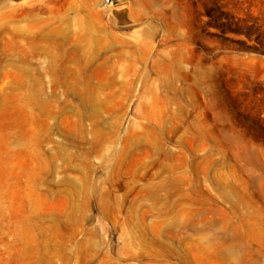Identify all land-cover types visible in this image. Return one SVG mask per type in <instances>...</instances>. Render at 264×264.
I'll return each mask as SVG.
<instances>
[{
	"label": "rangeland",
	"instance_id": "374dc122",
	"mask_svg": "<svg viewBox=\"0 0 264 264\" xmlns=\"http://www.w3.org/2000/svg\"><path fill=\"white\" fill-rule=\"evenodd\" d=\"M0 0V264H264V0Z\"/></svg>",
	"mask_w": 264,
	"mask_h": 264
},
{
	"label": "built area",
	"instance_id": "2783aa9c",
	"mask_svg": "<svg viewBox=\"0 0 264 264\" xmlns=\"http://www.w3.org/2000/svg\"><path fill=\"white\" fill-rule=\"evenodd\" d=\"M105 1V4H111V0H104Z\"/></svg>",
	"mask_w": 264,
	"mask_h": 264
}]
</instances>
